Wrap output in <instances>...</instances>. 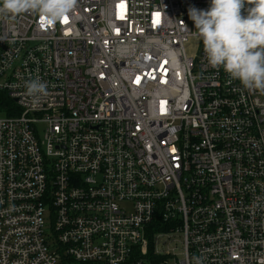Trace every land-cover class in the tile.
<instances>
[{
  "label": "built area",
  "instance_id": "2783aa9c",
  "mask_svg": "<svg viewBox=\"0 0 264 264\" xmlns=\"http://www.w3.org/2000/svg\"><path fill=\"white\" fill-rule=\"evenodd\" d=\"M209 5L0 16V264H264V92L208 63L188 9Z\"/></svg>",
  "mask_w": 264,
  "mask_h": 264
},
{
  "label": "clouds",
  "instance_id": "9594fccd",
  "mask_svg": "<svg viewBox=\"0 0 264 264\" xmlns=\"http://www.w3.org/2000/svg\"><path fill=\"white\" fill-rule=\"evenodd\" d=\"M77 0H0V16L15 18L33 12L48 24L63 21ZM247 14L243 15L245 5ZM195 34L202 40L208 63L222 67L249 91L264 92V0H210L207 9L190 7ZM187 29L186 25H184ZM25 95L39 104L48 95L38 77L24 83ZM201 264L199 257H193Z\"/></svg>",
  "mask_w": 264,
  "mask_h": 264
},
{
  "label": "trees",
  "instance_id": "16d2710c",
  "mask_svg": "<svg viewBox=\"0 0 264 264\" xmlns=\"http://www.w3.org/2000/svg\"><path fill=\"white\" fill-rule=\"evenodd\" d=\"M15 106V102L6 93L0 92V113H5L7 109ZM9 113V112H8ZM170 224H165L161 221H155L151 227L150 231V252L153 253V243L154 234L159 231H169Z\"/></svg>",
  "mask_w": 264,
  "mask_h": 264
},
{
  "label": "rangeland",
  "instance_id": "374dc122",
  "mask_svg": "<svg viewBox=\"0 0 264 264\" xmlns=\"http://www.w3.org/2000/svg\"><path fill=\"white\" fill-rule=\"evenodd\" d=\"M40 129H42V127H40ZM45 221H46V226H45L46 227V231L47 232H51L52 219H51V210H50V207H48V210L45 213ZM176 245L177 246H180V243L172 244L171 247H174Z\"/></svg>",
  "mask_w": 264,
  "mask_h": 264
},
{
  "label": "snow or ice",
  "instance_id": "6c2138e0",
  "mask_svg": "<svg viewBox=\"0 0 264 264\" xmlns=\"http://www.w3.org/2000/svg\"><path fill=\"white\" fill-rule=\"evenodd\" d=\"M158 15V14H157ZM64 23H67V17L64 18V20L62 21Z\"/></svg>",
  "mask_w": 264,
  "mask_h": 264
}]
</instances>
